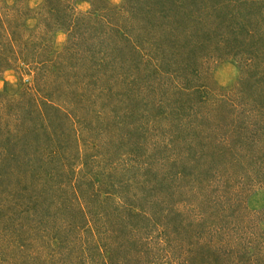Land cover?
<instances>
[{"label":"rangeland","instance_id":"obj_1","mask_svg":"<svg viewBox=\"0 0 264 264\" xmlns=\"http://www.w3.org/2000/svg\"><path fill=\"white\" fill-rule=\"evenodd\" d=\"M0 264H264V0H0Z\"/></svg>","mask_w":264,"mask_h":264}]
</instances>
